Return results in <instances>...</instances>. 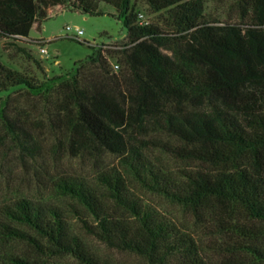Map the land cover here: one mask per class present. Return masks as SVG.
<instances>
[{
  "label": "trees",
  "instance_id": "16d2710c",
  "mask_svg": "<svg viewBox=\"0 0 264 264\" xmlns=\"http://www.w3.org/2000/svg\"><path fill=\"white\" fill-rule=\"evenodd\" d=\"M137 1L160 24L141 25L132 0H0L2 35L27 37L50 8L101 16L100 5L125 30L121 43L92 51L65 78L39 82L0 63V95L17 91L28 102L0 100V143L43 163L63 152L118 158L95 183L58 176L63 207L1 206L0 241L79 264H118L114 254L143 264H264V0H231L236 20L226 22L207 19L204 0ZM139 192L181 208L192 229ZM0 264L35 263L0 253Z\"/></svg>",
  "mask_w": 264,
  "mask_h": 264
},
{
  "label": "rangeland",
  "instance_id": "374dc122",
  "mask_svg": "<svg viewBox=\"0 0 264 264\" xmlns=\"http://www.w3.org/2000/svg\"><path fill=\"white\" fill-rule=\"evenodd\" d=\"M132 1L136 10L148 23L160 24L157 15L148 13L141 2ZM100 10L104 12L103 15L88 16L62 7H54L48 10L46 20L34 21L27 37L0 34V63L11 70L30 75L39 82L69 76L75 69V62L87 59L94 50H111L112 46L124 40L125 30L120 20L116 18L114 10L105 5H100ZM203 14L207 19L226 22L236 20L237 11L231 0H204ZM66 27L69 30L66 31ZM75 30H80L81 35L74 39ZM39 48H44V55L39 54ZM107 61L111 70L117 72L118 65L115 60L108 58ZM10 97L15 99L14 106L28 107V102L21 98L17 91L1 94L0 100L3 102ZM163 158L169 168L178 167L173 160ZM111 167H118V158L107 153L70 157L63 152L58 160L53 161L49 157L43 163L40 159L34 161L19 158L9 143H0V207L20 199L63 207L65 199L52 186L58 176H75L88 183H95L96 175ZM139 196L144 204L192 229L190 218L178 206L152 193L139 192ZM70 225L74 231L82 234L74 219H70ZM195 232L200 231L197 229ZM85 239L100 255H111L98 242L90 238ZM0 253L6 257L28 259L35 264H79L67 256L46 259L31 244L13 239L0 241ZM110 258L118 264H143L142 261L127 254H114Z\"/></svg>",
  "mask_w": 264,
  "mask_h": 264
},
{
  "label": "built area",
  "instance_id": "2783aa9c",
  "mask_svg": "<svg viewBox=\"0 0 264 264\" xmlns=\"http://www.w3.org/2000/svg\"><path fill=\"white\" fill-rule=\"evenodd\" d=\"M137 18H138V21H139V23H140L141 25H145V24L148 23L147 20H146L145 18H143V16H142L141 14H138ZM65 30L67 31V30H69V28L66 27ZM79 35H81V31H80V30H75V36H73V38L75 39L76 36H79ZM38 52H39V54H41V55H44V54H45V50H44V48H39V49H38ZM114 67L116 68V66H114Z\"/></svg>",
  "mask_w": 264,
  "mask_h": 264
}]
</instances>
